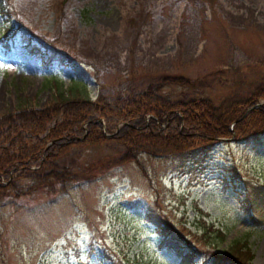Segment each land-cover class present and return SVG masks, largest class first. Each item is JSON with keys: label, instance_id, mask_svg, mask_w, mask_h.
<instances>
[{"label": "rangeland", "instance_id": "rangeland-1", "mask_svg": "<svg viewBox=\"0 0 264 264\" xmlns=\"http://www.w3.org/2000/svg\"><path fill=\"white\" fill-rule=\"evenodd\" d=\"M0 5V115L44 107L56 86L93 99L135 92L162 73L199 79L165 85L170 98L215 104L264 74V0ZM190 141L68 179L60 191L1 195L0 264H187L189 248L190 264H226L218 256L236 239L248 245L251 264H264V132ZM108 153L85 148L76 168ZM17 182L24 190L32 180Z\"/></svg>", "mask_w": 264, "mask_h": 264}, {"label": "trees", "instance_id": "trees-1", "mask_svg": "<svg viewBox=\"0 0 264 264\" xmlns=\"http://www.w3.org/2000/svg\"><path fill=\"white\" fill-rule=\"evenodd\" d=\"M198 81L162 73L135 92L98 94L93 99L78 90L67 94L56 86L44 107L4 112L0 115V196L39 187L60 191L68 179L88 180L96 171L137 161L138 153L172 152L190 145L191 139L246 140L264 132V74L249 83L244 93L227 95L215 104L199 95L170 98L162 90L165 85L191 87ZM259 98L263 99L260 106L248 108ZM96 145H104L110 153L76 168L80 152ZM20 177L32 180L27 189L18 188ZM216 232L215 237L222 239L223 233ZM237 240L220 252L218 261L251 264L248 245ZM189 249L187 264L195 252Z\"/></svg>", "mask_w": 264, "mask_h": 264}]
</instances>
